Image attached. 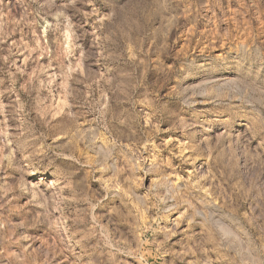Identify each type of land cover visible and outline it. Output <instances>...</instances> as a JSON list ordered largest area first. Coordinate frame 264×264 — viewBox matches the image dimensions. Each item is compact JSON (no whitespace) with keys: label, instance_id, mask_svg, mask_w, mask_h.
<instances>
[{"label":"rangeland","instance_id":"374dc122","mask_svg":"<svg viewBox=\"0 0 264 264\" xmlns=\"http://www.w3.org/2000/svg\"><path fill=\"white\" fill-rule=\"evenodd\" d=\"M0 264H264V0H0Z\"/></svg>","mask_w":264,"mask_h":264}]
</instances>
